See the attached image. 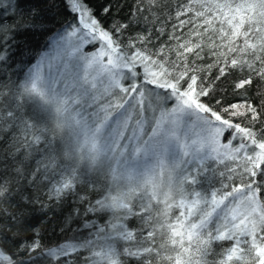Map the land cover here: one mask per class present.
<instances>
[{
	"label": "snow or ice",
	"instance_id": "snow-or-ice-1",
	"mask_svg": "<svg viewBox=\"0 0 264 264\" xmlns=\"http://www.w3.org/2000/svg\"><path fill=\"white\" fill-rule=\"evenodd\" d=\"M22 2L0 0V264H264V0H64L60 88L46 54L5 79L44 29Z\"/></svg>",
	"mask_w": 264,
	"mask_h": 264
},
{
	"label": "trees",
	"instance_id": "trees-1",
	"mask_svg": "<svg viewBox=\"0 0 264 264\" xmlns=\"http://www.w3.org/2000/svg\"><path fill=\"white\" fill-rule=\"evenodd\" d=\"M94 8L97 10L104 2V0H89ZM32 8L38 10L39 15L36 18H32L29 15V12ZM20 10L23 13V18L25 20H30L37 24H43L44 29H36L27 32H20L16 35V43L18 47L14 49L15 55L13 57V65L12 67L7 69V74L5 79H11L13 81H22L24 78V73L27 71V68L31 65L35 64L37 60L40 59L41 55H43L51 46L50 37L54 36L57 32L63 31V25L69 21H72L75 14L71 13L70 6L68 8L65 7L64 0H23L20 4ZM123 15V13H121ZM20 16H12L9 15L7 17L0 15V22L5 24H13L19 22ZM90 48H86L85 51H90ZM53 59V57H52ZM50 59V61L52 60ZM55 63H50L49 65H45L43 68V73L48 78H55L60 75V73L65 72V64L68 62L69 57L67 53L59 55L54 58ZM22 61V63H21ZM59 62V65H57ZM50 66L52 69L51 75H49V71L47 67ZM55 69V70H54ZM46 70V71H45ZM62 70V71H60ZM58 87V85H57ZM61 87H63V79L61 81ZM59 88V87H58ZM236 97H229V100L235 101ZM171 104V102H169ZM24 114L26 116L43 117V113L39 111L38 102L29 100L24 105ZM91 111V109H90ZM146 116L151 118L153 116L152 112L146 113ZM155 116H159V111L155 113ZM194 120H188L186 118L187 123H191ZM195 125V121L193 122ZM147 126V125H146ZM198 128V127H197ZM225 163H228L225 161ZM210 168H217V164L213 162H209ZM223 165H219L220 170H223ZM211 176V173H205L204 176L201 177L200 184L196 185V189L198 191H210L212 187H220L219 183L213 180V184L210 185L205 177ZM69 211L68 206H64L62 208H53L48 213L49 225L48 230H46V240H62L64 237L57 230L55 232L51 231L52 227V218L56 220H60L63 216ZM40 217L37 215L35 217L38 220ZM72 229L76 228V224L73 223L71 225ZM73 234L72 231L64 233V236H71ZM87 255V253L85 254ZM38 264H43V260L38 261Z\"/></svg>",
	"mask_w": 264,
	"mask_h": 264
},
{
	"label": "rangeland",
	"instance_id": "rangeland-1",
	"mask_svg": "<svg viewBox=\"0 0 264 264\" xmlns=\"http://www.w3.org/2000/svg\"><path fill=\"white\" fill-rule=\"evenodd\" d=\"M73 40H75V38H73ZM64 53H66L65 48H57V47H54V46L52 45V42H51V46H50V48L44 53V54H46V60H45V63L43 64V66H42V70H44L43 67H44L46 64L49 65V62H50V63H55L54 58H56V57L58 56V54H59V55H62V54H64ZM44 54H43V55H44ZM52 57H53V59H52ZM50 59H52V60L50 61ZM57 65H59V62H57ZM47 70L49 71V75H51V73H52V69H51L50 66L47 67ZM54 70H55V69H54ZM45 71H46V70H45ZM60 71H62V70H60ZM64 73H65V72L60 73V75L57 76V77H60V78H61V81H62V79H63ZM58 87H59V88L61 87V83L58 84ZM185 120H186V118H185ZM193 122H194V120H193L191 123H187V124H186V128H185V130L188 131V134H189V136H190L191 139H195V138H196V132L198 131V128L194 125Z\"/></svg>",
	"mask_w": 264,
	"mask_h": 264
}]
</instances>
